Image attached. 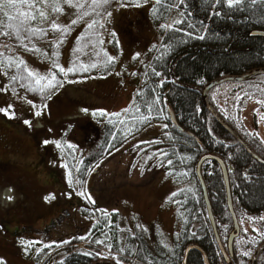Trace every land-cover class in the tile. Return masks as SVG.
Instances as JSON below:
<instances>
[{
    "label": "rangeland",
    "instance_id": "obj_1",
    "mask_svg": "<svg viewBox=\"0 0 264 264\" xmlns=\"http://www.w3.org/2000/svg\"><path fill=\"white\" fill-rule=\"evenodd\" d=\"M62 1H60L61 13L53 18L57 25L59 23L68 25L78 17L83 18L78 19L79 25L71 28L70 37L59 47L58 60L60 59L61 66L65 69L74 67L70 59L73 48L72 38L81 31L82 26L93 21L96 22L94 25L100 24L99 33L103 42H107L108 51L115 62L105 74L100 73V65L97 63L96 68L99 74L67 80L64 78V81L60 83L62 86L59 85L55 95L48 101L40 103L19 86L10 88L7 75L17 66L16 62L23 59L27 70L40 75L45 73L46 77L51 78V74L47 72V66L50 68L49 61H43L45 55L49 53V46L40 44L47 52L40 56L32 47H35L37 40L49 44L56 41L58 38L55 32L57 31L48 29L42 38H38L37 32H27L22 28L19 39L15 34L12 37L10 33L8 36L0 37V53L9 46L4 56L0 57L4 64L0 68V108L12 105L9 112L15 113V118H9L0 113V163H7V167L0 166L2 169L0 203L13 202L11 207L14 213L13 223H23L33 227H37L54 214L60 203L61 206L66 205L70 209V203H75L76 209L73 214L76 216L78 228L62 227L64 233L60 236L57 235V230L52 231L54 238L45 243V249L51 253L49 264H55L61 260L68 250L88 248L86 245L92 235L99 241L105 242L96 250L93 249L95 247L88 248L95 251L99 258L110 259L116 264L117 259L120 264H138L133 258L130 259L127 255L113 251L109 247L113 232L107 228V225L97 232L91 231L93 224L100 221L98 212L118 213L119 222L114 223L119 229V239L122 238V231H132L134 224L140 223L147 229L148 236L156 238L161 236L165 240L167 238L172 240L178 230L179 224L175 218L177 203L172 201V194L180 187V184L165 176L160 165V154L155 153L158 149L152 140V137L161 131L163 123L157 119L148 121L145 116H138L135 109L127 112L130 114V119H127V113L122 111L129 108L134 91L139 81L143 80L145 64L159 44V26L153 24L151 12L154 1L148 0V3H144V0H123L126 6L121 7V0H118L103 7H96L95 11L91 6L92 0H72L73 5L84 4L83 8L69 6L65 0ZM136 2L141 6H134ZM52 4L53 2L43 4L38 9L39 12L48 7L45 10L53 14ZM30 10L27 6L20 9L25 12ZM84 12H88L89 15L84 16ZM108 12H111L110 17L107 16ZM10 14L17 13L13 10ZM40 21L45 24L50 23V19L42 18ZM8 23L10 22L3 16L0 29L8 31L3 27ZM11 23H19V20ZM29 26L32 27L31 29L37 28L34 24ZM28 35L31 37V43ZM114 39L116 48L110 45ZM24 45H27V48ZM136 53H139V57L133 59ZM83 59L86 60L85 57ZM94 61L97 62V57ZM91 70L94 69L90 68L89 71ZM245 83L246 79L223 81L211 88L208 96L221 114L241 118V121L235 120L240 129L245 128L251 132L256 127L254 123L256 121L259 129L258 136L264 141V119H262L264 102L261 96L250 100L242 89H245ZM263 87V82L258 83L256 87L258 94L264 89ZM5 88L7 91H3ZM46 90L48 91L49 88ZM241 105L242 110L234 112ZM85 109L87 111H84ZM99 110H104L108 114L120 112L121 115L118 118L111 115L94 116L93 113ZM36 111H40L41 115L36 116ZM24 120H29L30 125L24 124ZM106 123L113 126L116 140L102 151L99 158L85 168L82 186H79L76 173L80 158L88 150L90 142L101 134L100 131ZM116 128H120L121 131L119 132ZM45 140L59 141L60 147H57L55 143L44 144ZM154 143L158 142L154 141ZM63 168L67 182V185L63 184L64 188L56 189L53 184L44 182L47 178L57 176V171L62 172ZM5 182L7 186L2 187ZM81 192L84 195H80ZM9 196L12 199L8 202ZM45 197L54 198L46 200ZM237 215L241 225L239 248L243 254L248 252L244 246V242H249L247 237L258 233L259 229L247 223L255 216H248L243 212H237ZM247 229L253 230L251 235L248 232L245 234ZM71 230L73 235L79 238L76 243L70 242ZM102 235L106 240H103ZM28 236L40 239L35 234L28 233ZM244 237L245 241H243ZM3 240L6 241L5 238ZM10 243L7 245L9 248L3 246L0 249V260L4 259L5 264L40 263L43 256L40 249L44 247V244L28 243V241L17 239H13ZM60 244L65 246L58 247ZM35 251L40 252L36 262L32 261ZM11 252H17L18 255ZM22 259H26V263Z\"/></svg>",
    "mask_w": 264,
    "mask_h": 264
},
{
    "label": "trees",
    "instance_id": "obj_2",
    "mask_svg": "<svg viewBox=\"0 0 264 264\" xmlns=\"http://www.w3.org/2000/svg\"><path fill=\"white\" fill-rule=\"evenodd\" d=\"M60 1L63 2L62 0H46L45 3H41L40 0H36L35 7L30 10L36 15V19L28 21L22 27L26 29L32 28L29 24L37 25V28H34L37 31L34 32H37L38 38H42L48 29L57 31L55 32L58 38L56 41L49 44L37 40L34 44L37 48L32 47L40 56L47 53L40 44L49 46V53L43 60L49 61L50 68L47 66V72L55 73L60 83L64 81V78L67 80L99 74L97 73L98 68L91 67L97 63L100 65V73H107L115 60L110 59L113 57L108 51L107 42H103L99 33L100 24L99 26L93 25L92 28L86 24L82 26L81 31L72 38L71 43L73 48L70 52V59H72L71 65L74 66L72 68L75 71L68 72L65 68L64 73L59 71L62 67L60 59L58 60L59 47L70 37L71 28L79 25V23L61 25L58 22L59 28H53V18L61 13V11H54V8L61 9ZM115 1L118 0H111V3ZM153 1L151 12L153 24L159 26V44L145 64L146 68L142 73L143 80L137 85L129 107L131 106V110L135 109L138 116H145L150 121L157 119L163 123L161 131L153 136L152 140L158 142L153 141V144L158 149L155 153L160 154V165L165 176L180 184V187L173 192L176 195H172V201L177 203L175 218L178 220V230L172 240L168 238L165 240L161 236L157 238L148 236L144 225L134 224L132 231H122V238H120L122 240H120L118 226L114 223L119 222L118 213L98 212L97 216L100 221L93 224L91 232H97L107 225V228L113 232L110 237L111 242L109 241L111 249L137 258L144 264H182L183 249L191 243L200 246L205 251L209 264H246L252 252L264 240V219H262L264 218V165L253 159L234 137L215 121L202 103L201 88L206 82L220 76L242 74L254 68H264V35L253 32V30L264 31V0H255L254 3L253 0H242L239 6L232 8L226 6V0H222L219 5H216V0H183V2L181 0H159V3L156 0ZM51 2H53V14L45 10L48 8L45 7L42 11L46 15L41 17L38 9L43 4ZM217 12L222 15L213 14ZM2 18L1 14L0 21ZM42 18L50 19V23L41 22ZM181 20L183 23H176ZM161 25H172V27L165 29ZM6 29L14 37L12 30ZM200 35H204L205 39L196 38ZM3 36L0 35V37ZM27 37L31 43V37L29 35ZM110 45L113 48L117 47L115 39ZM8 47L3 49L0 57L4 56ZM91 57L94 58L91 59ZM95 57H97V62L94 61ZM2 60L0 59V68L4 65ZM20 61L23 59H19L16 64L18 65ZM54 64L59 67H54ZM86 67L87 70H85ZM90 68L94 70L89 71ZM153 69L162 75L156 76ZM13 76L17 77L15 81L11 79ZM27 76L28 70L24 63L19 64V67L15 66L12 72H8V86L10 88L19 86L40 103L48 101L49 95L51 98L55 95L59 84L55 88L48 91L45 88L41 92L40 85L35 83L34 77L21 79ZM41 76H46V74ZM161 80L165 81L163 86H161ZM197 81H202V83ZM260 82L264 83V73L254 74L246 79L245 89H242L250 100L261 96L264 102V89L258 94L256 88ZM44 83L46 81H41V85ZM22 84L24 87H21ZM208 95L209 91L207 99L216 112L259 156L264 158V144L261 143L263 138L260 139L259 136L254 135L259 130L257 122L254 121L256 127L251 132L245 128L240 129L235 120L241 121V118L226 116L223 113L222 115L212 104ZM241 110L242 105L234 112ZM127 115L129 117L130 114L127 113ZM100 132L101 134L90 142L88 150L80 158L76 173L80 182L84 177L85 168L99 158L102 151H105L106 147L116 140L111 124L103 125ZM162 153H167V156ZM204 153L218 155L226 165L232 205L240 227L238 235L233 239L232 254L228 262L224 260L217 246L195 173L196 162ZM168 159L173 161L171 165L167 163ZM200 172L218 235L225 245L228 232L232 229V219L226 205L221 170L217 162L205 159L201 163ZM236 211L255 216L247 223L259 229V232L254 235H251L253 232L251 229L245 232L251 235L247 237L249 242H244L245 248L250 253L248 256L243 255L239 248L241 225ZM102 238L106 240L104 235ZM77 241H79L78 237H72L70 240L72 243ZM96 241L99 239L92 235L86 246L95 247L93 249L96 250L105 243L98 244ZM88 248L68 250L64 257L55 264H91L99 261L101 258ZM42 264L48 263L43 262ZM185 264H203L200 253L194 249L189 250ZM253 264H264V250Z\"/></svg>",
    "mask_w": 264,
    "mask_h": 264
},
{
    "label": "snow or ice",
    "instance_id": "obj_3",
    "mask_svg": "<svg viewBox=\"0 0 264 264\" xmlns=\"http://www.w3.org/2000/svg\"><path fill=\"white\" fill-rule=\"evenodd\" d=\"M35 2L36 0H0V13H2V15L4 17L7 18V20L10 22L8 23L7 25H3V27H6L8 29H11L12 32L15 34V36L19 39L20 38V34H21V28L30 20H35L36 19V15L32 12V11H20V9L23 7V6H27L28 9H32L35 7ZM41 3H45L46 0H40ZM66 3L69 4V6H73V7H77V8H83L84 7V4H75L73 5L72 4V0H65ZM157 3H159V0H156ZM181 2H183V0H181ZM222 0H216V5H219L221 4ZM255 2V0H253V3ZM109 3H111V0H92V8H93V11H95V8L96 7H103V6H106L108 5ZM144 3H148V0H144ZM242 3V0H226V6L229 7V8H232L234 6H239L240 4ZM126 6L124 3H123V0H121V7H124ZM134 6L136 7H140V3L136 2L134 3ZM215 6V5H214ZM13 10L16 11V15H13V14H10ZM54 11H62V9H60L59 7H56L54 8ZM214 15L216 16H220L222 15L221 13H213ZM39 15L41 17H44L46 14L44 12H39ZM84 16H87L89 15L88 12H84L83 13ZM107 16L110 17L111 16V12H108L107 13ZM83 17H78V19H82ZM78 19L77 20H72L71 23L72 24H76L78 22ZM16 20H19V23L17 24H14V23H11L12 21H16ZM96 22L93 21L92 23L88 24V27L89 28H92L93 25L95 24ZM176 23H183V21H176ZM53 28L56 29V28H59V25H57L55 22H53ZM103 26V25H101ZM162 28H165V29H168V28H171L172 25H161ZM190 27H194V26H191ZM26 31H29V32H34V31H37V30H34V29H31V28H26L25 29ZM39 31H43V30H39ZM0 35H4V36H8L9 35V32L8 31H0ZM113 35H115V33H113ZM189 35H191L189 33ZM197 39H200V40H203L205 39V36L204 35H200V36H197L196 37ZM25 48H27V45H24ZM38 51V50H37ZM139 57V53H136L134 56H133V59H136ZM110 59H114V58H110ZM24 61H20L19 64H23ZM19 64L17 65V67H19ZM54 67H59V65H55L54 64ZM91 67H96L95 64H93ZM87 70V69H85ZM59 71L61 73H64L65 72V69L60 67L59 68ZM68 72H71V71H75L74 68H69L67 69ZM153 73L156 75V76H161L162 74L160 72H156L155 69H153ZM6 75V73H5ZM35 78V83L37 85H40V91L43 92L45 88H49V89H52V88H55L57 87V85L59 84L60 86H62V84H60V82L57 80V77H56V74L55 73H51V78H48L46 76H41L39 73L37 72H34L32 70H28V76L27 77H21V79H27V78ZM13 81H15L17 79V77L13 76L11 78ZM41 81H46L45 84L41 85ZM165 81L164 80H161V86H163V83ZM198 83H202V81H197ZM21 87H24V85L22 84ZM35 90V89H33ZM3 91H7V88L3 89ZM15 94V93H14ZM49 99L51 98V96L49 95L48 97ZM29 103H32L31 101H29ZM259 103V101H258ZM13 106L12 105H9L7 108H0V113H3L4 115L8 116L9 118H15V113L14 112H9V109H11ZM33 107H35V105L33 104ZM44 107H46V105H44ZM131 107V106H130ZM130 107L129 108H125L123 109L122 111L127 113L128 111H130ZM139 110V109H137ZM84 111H87L86 109ZM111 115L113 117H120L121 113L120 112H114V113H106L104 110H99L98 112H94L93 115ZM35 115L36 116H40L41 115V112L40 111H36L35 112ZM262 119H264V117H262ZM111 122V121H110ZM123 122V121H122ZM24 124L26 125H30V121L29 120H24ZM165 127H167V125H165ZM250 135H253V134H250ZM256 136H258L259 134L256 133L254 134ZM44 144H49V143H55L57 145V147H60V143L59 141H48V140H45L43 142ZM262 144H264V141H261ZM162 155L164 156H167V153H162ZM229 159H231V157H229ZM167 163L169 165H171L173 163V161L171 159H168L167 160ZM77 183H81L79 180H77ZM80 195H84L83 192L80 193ZM173 196H175L176 194L173 193L172 194ZM49 198H54V197H45L46 200H48ZM8 200H11L12 197H7ZM90 199V202H91V198L89 197ZM250 219H254V218H250ZM264 219V218H262ZM28 243H32V242H28ZM65 243H68V241H65ZM96 243L100 244V243H103V241H96ZM109 247H111L109 245ZM243 255L245 256H248L250 255V253L248 252H245L243 253ZM0 264H5V262L3 260H0ZM117 264H120V261L119 259H117Z\"/></svg>",
    "mask_w": 264,
    "mask_h": 264
},
{
    "label": "water",
    "instance_id": "obj_4",
    "mask_svg": "<svg viewBox=\"0 0 264 264\" xmlns=\"http://www.w3.org/2000/svg\"><path fill=\"white\" fill-rule=\"evenodd\" d=\"M254 33L257 34H262L264 35V31L263 30H253ZM258 73H264V68L260 67V68H254L251 69L245 73L242 74H228V75H224V76H220L216 79L210 80L208 82H206L202 88H201V100L202 103L204 104L205 108L208 110V112L212 115V117L215 119V121L225 130L227 131L231 136L234 137V139L246 150V152L256 161H258L259 163L264 165V158L259 156L244 140L243 138L236 132V130L229 125L214 109V107L209 103V101L207 100V91L208 89H210L211 87L226 81V80H245L247 78H249L250 76H253L254 74H258ZM205 159H211L214 160L215 162H217V164L220 167L221 173H222V178L224 181V186H225V193H226V204H227V208L230 212L231 215V219H232V229L230 230V232L228 233L227 239H226V249L224 248V246L222 245L219 236L217 234L216 231V227H215V222L213 219V214L211 211V207H210V203L207 197V193H206V188H205V184L203 181V178L201 176V172H200V166L201 163L205 160ZM195 173L196 176L198 178L200 187H201V191H202V195H203V199H204V203L206 206V211H207V215H208V219L210 221L211 227H212V231L213 234L215 236L216 242L220 248V251L222 252V255L224 257V259L227 261L228 260V254H231V247H232V241L233 238L238 234L239 232V224L236 218V215L234 213L233 207H232V200H231V193H230V187H229V181H228V176H227V169H226V165L224 163V161L216 154H212V153H204L202 154L197 162H196V166H195ZM197 250L201 256H202V260L204 264H209L207 261V257L205 254V251L198 245L195 244H188L185 246L184 251H183V256H182V264H185V259H186V255L187 252L189 250ZM264 250V240L261 241V243L257 246V248L253 251L252 255L250 256V258L248 259L246 264H253L255 262V260L257 259V257L262 253V251ZM91 264H112L110 262L107 261H97Z\"/></svg>",
    "mask_w": 264,
    "mask_h": 264
},
{
    "label": "flooded vegetation",
    "instance_id": "obj_5",
    "mask_svg": "<svg viewBox=\"0 0 264 264\" xmlns=\"http://www.w3.org/2000/svg\"><path fill=\"white\" fill-rule=\"evenodd\" d=\"M0 166L7 167V163L2 162L0 163ZM1 167H0V172H2ZM57 173H58V175L56 174L57 176H54L52 178H47V179L45 178L46 180H44V182L51 184V185L53 184L56 187V189H59L61 187L64 188L63 184L67 185L64 168L62 172L58 170ZM8 183H11V182H8ZM6 184L7 183L5 182L2 185V187H6L7 186ZM78 184L79 186L81 185V183H78ZM74 204L75 203L73 202L70 203V206H71V209H70V208H67L66 205L61 206V203H60V205L58 206L54 214H52L47 220L42 221L37 227H33L29 225H24L23 223L22 224L13 223L14 213L11 210V207L13 206V202L9 204L0 203V249L3 246H5L4 248L8 247L7 245L11 244L10 242H12L13 239H17L18 241L25 240L26 242L31 241L35 244H38V243L44 244V247L40 249V251L42 252L41 255L43 256L40 259L39 264H42L43 262H47L48 264L51 263V261H49V257L51 256L50 255L51 253H49V250L45 249L46 248L45 243H48V241H51L54 238L52 231L57 230L56 233L58 236H60L61 234L64 233L63 228L65 226H72V229L78 228V224L76 222V216L73 214L75 213V209H76ZM71 232H72L71 237H75V235H73L72 230ZM28 233L32 235L35 234V236L40 237L42 241L38 238H31L30 236H28ZM3 238H5L6 241H4ZM73 243H76V242H73ZM64 246L65 245L60 244L58 247H64ZM11 253L14 255H18L17 252L16 253L11 252ZM39 253L36 252L33 255L32 261L37 260ZM30 254H31V250H30ZM22 256L26 258L25 255H22ZM182 256H183V253H182ZM2 260L5 262L4 259ZM22 261L26 263V259H22ZM181 263H182V260H181Z\"/></svg>",
    "mask_w": 264,
    "mask_h": 264
}]
</instances>
